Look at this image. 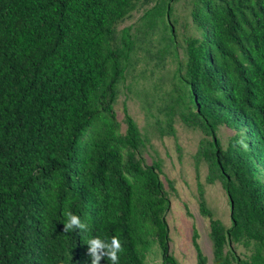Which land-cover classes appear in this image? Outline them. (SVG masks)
I'll return each instance as SVG.
<instances>
[{
  "label": "trees",
  "instance_id": "1",
  "mask_svg": "<svg viewBox=\"0 0 264 264\" xmlns=\"http://www.w3.org/2000/svg\"><path fill=\"white\" fill-rule=\"evenodd\" d=\"M180 1L199 34L181 41ZM169 60L162 103L146 94L143 107L160 136L176 138V117L203 134L195 166L206 163L230 210L226 226L197 184L211 264H264V0H0V264H91L86 240L114 236L118 264H180L162 160L145 162L149 136L126 106L122 131L115 111L140 62ZM222 124L235 132L225 147ZM65 212L88 231L63 233ZM198 237L196 264H208Z\"/></svg>",
  "mask_w": 264,
  "mask_h": 264
},
{
  "label": "rangeland",
  "instance_id": "2",
  "mask_svg": "<svg viewBox=\"0 0 264 264\" xmlns=\"http://www.w3.org/2000/svg\"><path fill=\"white\" fill-rule=\"evenodd\" d=\"M175 14L178 17L177 28L179 31V40L181 34L199 35L189 17V9L185 1L176 3ZM142 10L132 13L123 23L118 25L122 28L134 23ZM180 57H182V48H179ZM167 61L165 68L154 67L152 63L145 64L140 62L136 68V76L132 81L131 91L124 90L119 94L115 103L117 119L121 122L124 116L123 108L126 106L128 113L135 119L138 126L149 136V143L142 156L146 163L150 164L155 159L162 160L161 179L165 189L168 191L170 199V209L165 218L169 227V249L177 258L180 264H196L195 250L192 245L191 235L193 228L199 234L198 242L204 254L208 257V264H211L212 251L209 238V218L199 213L198 204V183L202 184L204 198L207 206L213 212L214 218L221 220L224 225L230 224L229 203L224 190L219 181L208 184L205 181L207 174V165L201 161L195 166L193 154L197 149L198 142L203 134L198 129H190L185 126L178 117L175 118L174 127L176 138L172 136H160L156 129L151 128L154 118L147 117L146 109L143 107V99L146 94L156 100V105L162 102L158 99L168 83L158 81V77L164 75L168 70L174 68L173 61ZM126 82H130L128 79ZM163 84V85H162ZM160 85L164 88L160 89ZM158 99V100H157ZM151 112L157 115L156 106L151 108ZM125 124L121 122V130L124 131ZM222 146L225 147L230 136L234 135V129L231 126L220 125L216 131ZM177 144L181 147V153L178 152ZM172 180L175 190L168 186L167 180ZM245 248L237 246V252H243ZM149 264H158L159 258L149 257Z\"/></svg>",
  "mask_w": 264,
  "mask_h": 264
},
{
  "label": "clouds",
  "instance_id": "3",
  "mask_svg": "<svg viewBox=\"0 0 264 264\" xmlns=\"http://www.w3.org/2000/svg\"><path fill=\"white\" fill-rule=\"evenodd\" d=\"M65 222L63 223V233H69L75 230L82 232L88 231V226L81 222L79 216L71 212H65ZM87 255L91 258V264H99L102 259L107 258L111 264H118L119 253L122 252V245L118 237H112L110 241L100 238H89L86 240Z\"/></svg>",
  "mask_w": 264,
  "mask_h": 264
}]
</instances>
